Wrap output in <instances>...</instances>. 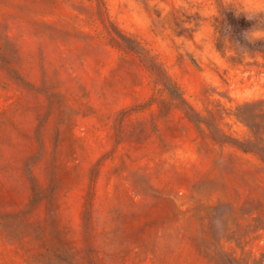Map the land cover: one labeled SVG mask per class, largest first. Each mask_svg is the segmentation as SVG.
Wrapping results in <instances>:
<instances>
[{
  "label": "rangeland",
  "instance_id": "obj_1",
  "mask_svg": "<svg viewBox=\"0 0 264 264\" xmlns=\"http://www.w3.org/2000/svg\"><path fill=\"white\" fill-rule=\"evenodd\" d=\"M261 9L0 0V264H264Z\"/></svg>",
  "mask_w": 264,
  "mask_h": 264
},
{
  "label": "clouds",
  "instance_id": "obj_2",
  "mask_svg": "<svg viewBox=\"0 0 264 264\" xmlns=\"http://www.w3.org/2000/svg\"><path fill=\"white\" fill-rule=\"evenodd\" d=\"M261 3H264V0H261ZM234 14L236 15L237 18H239L241 15H244L245 18L252 22L255 21V25L253 28L244 31L241 36L242 38L247 42V44H255L258 41H264V27H261V25H264V9H261L255 14H249L247 12H240V11H235ZM229 32H230V26H229ZM240 48L244 49L247 51L246 45H240L237 43Z\"/></svg>",
  "mask_w": 264,
  "mask_h": 264
}]
</instances>
